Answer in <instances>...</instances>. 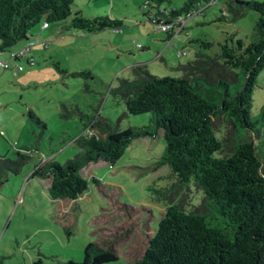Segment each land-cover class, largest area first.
Instances as JSON below:
<instances>
[{
	"label": "rangeland",
	"instance_id": "1",
	"mask_svg": "<svg viewBox=\"0 0 264 264\" xmlns=\"http://www.w3.org/2000/svg\"><path fill=\"white\" fill-rule=\"evenodd\" d=\"M148 1L73 0V15L80 12L89 19H118L123 32L106 29L90 34L73 29L72 19L52 23L49 30L41 23L31 31V41L39 40L29 54L34 65L26 59L10 62L7 70L0 65L1 264L82 262L90 243H99L101 237L110 242L120 236L125 239L114 245L119 261L111 264L135 263L144 255L165 213L166 204L156 200L155 191L179 194L171 169L157 166L166 149L162 131L154 139L135 140L114 164L92 163L94 175L84 172L89 190L76 202L52 200L48 182L32 176L42 164H66L80 156L82 150L74 141L85 132L88 119L101 116L120 132L151 124L152 114L130 115L110 93L120 80L136 78V66L147 65L150 74L160 78H178L182 76L179 66L196 59L200 51L197 41L213 44L206 51L211 56L218 55L220 44L230 37L246 44L255 41L256 12L244 11L235 18L228 8L231 0L211 7L207 0H198L207 8L205 15L189 21L186 30L169 42L167 34L158 32L148 20ZM189 1L164 0L162 6L180 9ZM24 45L0 52V64ZM79 73L90 75L77 76ZM263 112L264 69L253 92L252 115ZM190 188V200L198 205L203 194L193 184Z\"/></svg>",
	"mask_w": 264,
	"mask_h": 264
},
{
	"label": "trees",
	"instance_id": "2",
	"mask_svg": "<svg viewBox=\"0 0 264 264\" xmlns=\"http://www.w3.org/2000/svg\"><path fill=\"white\" fill-rule=\"evenodd\" d=\"M163 1L146 4L153 24L160 19L176 22L196 5L204 7L190 0L180 9L164 8ZM72 4L73 0H0V52L22 42L26 49L33 43L29 53L15 59V64L23 59L31 64L34 58L29 54L36 46L31 31L41 23L50 27L72 19L73 29L90 34L122 27L120 20L110 17L73 15ZM228 8L235 18L248 10L258 14L255 41L246 44L230 37L215 56L206 53L213 48L211 42L197 41L196 59L179 66L182 76L178 78H160L151 75L147 65L136 66V78L120 80L110 93L128 114H152L151 124L120 132L101 116L88 119L85 132L74 141L82 150L79 157L66 164L50 161L32 174L50 180L47 191L52 200L76 201L90 187L82 175L86 167L100 161L114 164L135 140L154 139L162 131L166 149L157 166L169 167L181 190L176 195L155 191L156 200L166 204L165 213L144 255L132 264H264V112L252 115L253 92L264 69V1L231 0ZM224 15L229 18L228 11ZM30 115L47 130L45 123ZM192 184L203 194L198 205L190 200ZM124 239L90 243L82 262L67 259L58 264L118 262L114 245Z\"/></svg>",
	"mask_w": 264,
	"mask_h": 264
},
{
	"label": "built area",
	"instance_id": "3",
	"mask_svg": "<svg viewBox=\"0 0 264 264\" xmlns=\"http://www.w3.org/2000/svg\"><path fill=\"white\" fill-rule=\"evenodd\" d=\"M219 0H211L210 3L208 4V6L214 5L218 2ZM206 8L202 7L200 5H196L193 9H191L190 11H188L186 14H183L180 18H178V20H176V22H167L163 19H160L159 21H156L155 25H156V30L158 32H163L167 35L171 36V39L169 40V42H171V40H173L175 37H177L183 30L184 27L188 25V22L191 20H195L196 18H198L200 15L203 14L204 10ZM49 28V24L48 23H44L43 24V29H48ZM122 29H118L116 30V33H122ZM39 40H37V42H35L36 44H38ZM34 46V44H30L29 48L26 49H22L19 53L16 54H12L11 58L9 60H6L4 63L0 64L3 65L5 69H9V62H12L13 64H15V59L19 58L20 56H25L27 53H29V50H31L30 48H32ZM139 48H142L141 45H139ZM183 55V54H180ZM31 65H34V59H31ZM19 72H21L23 70V68L21 66L18 67Z\"/></svg>",
	"mask_w": 264,
	"mask_h": 264
},
{
	"label": "crops",
	"instance_id": "4",
	"mask_svg": "<svg viewBox=\"0 0 264 264\" xmlns=\"http://www.w3.org/2000/svg\"><path fill=\"white\" fill-rule=\"evenodd\" d=\"M50 29V27L48 28V29H46V30H49ZM146 138H149V137H146ZM81 155V154H80ZM79 157V156H78ZM104 161H100L99 163H103ZM104 163H107V162H104ZM111 164V163H110ZM92 168H93V165L92 164H90L88 167H86L83 171H82V175H83V177H84V172H86V174L87 175H89V176H93L94 175V173H93V171H92ZM47 182H48V186H47V188L50 186V180H46ZM83 197V196H82ZM70 201V200H69ZM77 201V200H76ZM76 201H71V202H76ZM65 205V204H64ZM67 206V205H66ZM101 240H102V237H101V239L99 240V243L101 242ZM132 264V263H131Z\"/></svg>",
	"mask_w": 264,
	"mask_h": 264
}]
</instances>
